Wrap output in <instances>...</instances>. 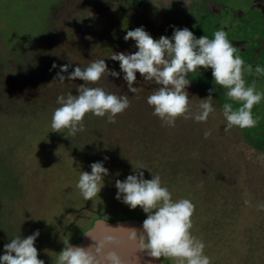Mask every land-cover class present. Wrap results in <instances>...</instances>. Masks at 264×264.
I'll return each instance as SVG.
<instances>
[{"label": "rangeland", "instance_id": "374dc122", "mask_svg": "<svg viewBox=\"0 0 264 264\" xmlns=\"http://www.w3.org/2000/svg\"><path fill=\"white\" fill-rule=\"evenodd\" d=\"M50 2L53 0H0V256L11 239L26 238L38 230V258L45 264H56L65 246L63 241L72 244L78 240L94 215L143 222V210H132L117 200L115 187L117 179L123 181L135 174L133 165L142 164L152 172L143 170L146 179L159 175L174 200L189 199L195 205L193 219L197 220V228L201 226L199 229L205 231L208 223L215 232L211 238L214 243L206 241L218 262L215 264H264L260 259L264 257V99L252 109L257 120L254 127L243 131L234 126L225 131L224 103H232L234 109L240 104L230 101L226 90L215 85L211 69H201L189 73L190 102L195 110L209 95V89L215 88V114L207 122L180 118L171 127L153 115L154 109L147 103V96L157 90L150 83L136 84L137 92L133 94L122 78L119 81L104 76L95 86H86L102 87L117 96L126 94L130 107L117 115L115 123L89 114L85 130L75 136L52 132L51 117L60 106L57 98L69 92L78 94L77 88L84 82L54 81L61 66L70 65L69 71L62 73L65 77L76 66L65 54L50 56L62 46L55 39L49 42L46 35ZM168 10L171 15L177 12L173 6ZM243 16L247 24L238 25L240 18L233 19L227 38L241 43L244 38L250 48L259 44L262 27L254 16ZM200 18L203 17H196L197 38H213L216 31L222 30L214 29L208 17V26ZM54 23L63 35L74 24L61 18ZM71 41L69 46L74 43ZM249 51L237 48L245 68L252 67L251 73L245 71L244 79L247 85L254 84L258 92L264 93V74L253 78L257 65L264 68V56H252ZM93 60L96 58L85 55L82 61L90 64ZM53 64L57 67L53 68ZM116 69L113 64L110 67L120 72L119 63ZM205 132H210L208 138ZM94 162H103L109 169L95 203L85 200L76 188L80 173H90ZM84 207L94 210L91 220L78 218L86 214ZM75 222L76 226L65 232ZM244 232L249 237L245 241ZM199 238L204 240L203 236ZM220 238L225 240L219 242ZM205 254L209 256L208 251ZM163 259L177 264L173 258Z\"/></svg>", "mask_w": 264, "mask_h": 264}, {"label": "clouds", "instance_id": "9594fccd", "mask_svg": "<svg viewBox=\"0 0 264 264\" xmlns=\"http://www.w3.org/2000/svg\"><path fill=\"white\" fill-rule=\"evenodd\" d=\"M227 37L226 31L219 30L211 39L206 35L197 38L185 27L175 28L171 37L162 35L154 39L144 27H137L128 30L124 40L135 41L138 51L115 52L109 58L119 62L129 92H137V87H134L137 73L144 81H154L159 86L147 97V103L153 107V115L168 126L174 127L180 118L207 122L210 115L215 114L212 103L215 88L209 89V95L201 99L195 110L187 90L192 83L189 73L211 69L215 85L226 90L230 101L240 104L234 109L232 103H224L225 131L234 126L242 129L254 127L257 120L252 109L264 99V93L258 92L254 84L247 85L244 73H251L252 67L245 68V61ZM69 67L61 66L54 81L79 79L84 83L77 88L78 94L69 92L66 97L61 95L57 98L60 106L51 117L52 132L63 133L66 137L75 136L85 130L84 121L89 114L107 117L109 123H115L117 115L130 107L127 96L108 93L102 87L86 86L100 83L105 75L120 77V72L108 68L105 59L93 60L87 67L77 66L65 77L62 73L68 72ZM255 73L264 74V68L257 65ZM209 135L210 132L204 133L205 138ZM90 167V173H80L76 188L85 200L95 203L94 198L104 187L109 169L103 162H94ZM145 169L142 164L138 167L133 165L135 174L128 175L123 181H115L116 199L132 210L139 207L146 214L142 229H136L132 234L139 249L157 260L164 257L173 258L177 264H211L210 257L205 254L204 242L192 232L195 205L189 199L174 200L169 189L163 186L161 177L152 174L151 179H146ZM39 235L37 230L26 238L16 236L11 239L4 245L0 264H45L38 258L39 252L35 247ZM106 241L109 245L120 243L115 237H108ZM63 242L65 246L59 252L56 264H126L117 251H105V243L85 248L73 246L69 241Z\"/></svg>", "mask_w": 264, "mask_h": 264}, {"label": "flooded vegetation", "instance_id": "af4514ba", "mask_svg": "<svg viewBox=\"0 0 264 264\" xmlns=\"http://www.w3.org/2000/svg\"><path fill=\"white\" fill-rule=\"evenodd\" d=\"M171 6L177 11L173 15L168 10ZM67 12L69 16L66 15ZM243 14L254 16L261 25L262 36L259 39V44L250 47V49L248 41L244 38H241L242 43L239 41L234 42L233 39H231L232 41L228 40L236 48L243 47L246 51L251 50L250 54L252 56L254 53L256 56L263 57L264 0H53L49 4L48 32L46 35L49 42L55 39L62 46H60L58 53L49 55L61 57L65 54L70 57V61L76 67L78 65L87 67L86 64L89 63H84L82 60L85 55H89L90 59H105L109 69L113 64L115 70H117V63L119 62L111 60L110 56L115 52L134 53L138 51L135 47V41L124 40L128 30L144 27L154 39H158L162 35L171 37L174 32L173 26H180V29L187 27L196 36L198 32L196 17L201 16L205 19L200 18L198 20L204 23L205 26H208L206 21L208 17L211 25L215 26L214 29L222 28L228 33V28L232 26L233 19L240 18L241 22L238 25L247 24ZM179 15L182 18L177 17ZM57 18H61L68 23L74 22L66 29L67 34L63 35L61 28L56 27L54 22ZM69 18L71 21L68 20ZM50 28H56V30L53 32L52 29L49 30ZM74 29L77 30V33ZM76 34L77 36H75ZM70 39H72L71 42H74L72 46L71 44L68 45ZM80 42H85V45ZM132 48H134V51L131 50ZM123 75L120 72L118 78L119 81L122 78V83L125 82ZM105 77L111 78L108 75H105ZM256 77L258 78L257 74L254 73L253 78ZM141 82L150 83L153 90L159 87L154 81H144L143 77L137 73L136 84L139 85ZM199 90L202 89L199 88ZM122 96L127 95L123 94ZM128 99L130 101L129 97ZM140 101L146 102L145 99ZM91 211L94 210L91 209ZM80 217L85 216L79 215L78 218Z\"/></svg>", "mask_w": 264, "mask_h": 264}, {"label": "water", "instance_id": "95a60500", "mask_svg": "<svg viewBox=\"0 0 264 264\" xmlns=\"http://www.w3.org/2000/svg\"><path fill=\"white\" fill-rule=\"evenodd\" d=\"M143 222L135 218L107 220L98 218L93 225L84 231L80 241L72 243L73 246L93 247L105 243V251L115 250L125 260L126 264H166L162 258L159 260L150 257L147 252L139 249L138 241L132 238L136 229H142ZM115 237L119 245L107 244L106 238Z\"/></svg>", "mask_w": 264, "mask_h": 264}, {"label": "trees", "instance_id": "16d2710c", "mask_svg": "<svg viewBox=\"0 0 264 264\" xmlns=\"http://www.w3.org/2000/svg\"><path fill=\"white\" fill-rule=\"evenodd\" d=\"M253 117H256V114H253ZM243 131H244V129H242ZM113 177V176H112ZM106 179V178H105ZM108 180V179H107ZM109 180H110V178H109ZM85 208V207H84ZM85 212H86V214H84V218H86V219H90L91 217H93V214L94 213H92V212H94V211H91V208L90 209H86L85 208V210H84ZM98 218H100L99 216H96L95 217V215H94V218L92 219V222H91V224L90 225H88L84 230H83V228H82V233L85 231V230H87V228H89V227H91L92 225H93V223H94V221L96 220V219H98ZM83 218H80V220H82ZM106 219V218H105ZM193 219V218H192ZM91 220V219H90ZM115 220V219H114ZM72 223H73V221H72ZM78 222H75L73 225L71 224L69 227H67V230H65V232H69L71 229H72V227H74V226H76V224H77ZM204 229H205V231H203L202 229H199V228H201V226H199V228H197V220H194L193 219V229H192V232H193V234H196V236L199 238V237H201V236H203V238H204V244H205V252H209V256L208 257H210V261H211V264H215V263H218L215 259H214V257H213V255H212V253L210 252V250H209V248H208V245H206V241H210V242H213V241H211V238H214V236H215V232L212 230V228H208V223L206 224V225H204ZM199 230V233H198V230ZM81 233V234H82ZM203 233V234H202ZM80 234V235H81ZM244 234H245V232H244ZM229 236V233L225 236V237H228ZM225 237H223V238H225ZM244 241L246 240V239H248L249 237L245 234L244 235ZM243 238H241L240 240H241V242H244L243 241ZM80 239H81V236H79L78 237V240H74L73 242L74 243H76V242H78V241H80ZM216 239H218V238H216ZM225 239H222V238H220V240H219V242L220 241H224ZM214 243V242H213ZM254 245H256V243L254 244ZM250 250L252 249V250H254V248H252V247H250L249 248ZM249 250V251H250ZM251 250V251H252ZM213 252V251H212ZM253 252V251H252ZM251 253H249L248 252V256L250 255ZM162 259H163V257H162ZM261 261H263L264 262V257L262 256L261 258ZM164 260V259H163ZM165 261V260H164ZM167 263V262H166Z\"/></svg>", "mask_w": 264, "mask_h": 264}]
</instances>
